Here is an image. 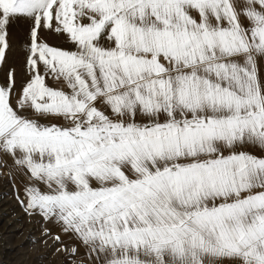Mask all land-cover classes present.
I'll return each mask as SVG.
<instances>
[{
  "label": "snow or ice",
  "instance_id": "snow-or-ice-1",
  "mask_svg": "<svg viewBox=\"0 0 264 264\" xmlns=\"http://www.w3.org/2000/svg\"><path fill=\"white\" fill-rule=\"evenodd\" d=\"M17 43L0 168L28 215L92 264H264V0H0V64Z\"/></svg>",
  "mask_w": 264,
  "mask_h": 264
},
{
  "label": "crops",
  "instance_id": "crops-1",
  "mask_svg": "<svg viewBox=\"0 0 264 264\" xmlns=\"http://www.w3.org/2000/svg\"><path fill=\"white\" fill-rule=\"evenodd\" d=\"M29 22L27 20L21 19L16 21L10 27V33L13 39L17 42L22 40L26 36L27 28ZM46 42H48L52 46H58L66 49H71V43L67 42L66 37L60 34H45ZM23 57L20 53V45L19 43L15 44L12 51L8 53L7 61L3 64H0V84H2L5 79L7 78V74L11 67H15L17 70V83L19 84V77L22 75V67L21 61ZM50 86H57L60 85H53L51 80H48ZM12 179L9 171L7 169L0 168V185L5 184L8 189L10 190L11 194V202H3L4 205L8 204L10 206L12 213L10 214L14 220L19 221H31L33 223L40 222V230L42 231L41 234L38 233L39 236H46L48 240V247L52 248V253L54 255V260H66L64 264H92V259L86 255V248L80 244L77 240L73 239L69 235H66L62 232L60 226L52 222H45L40 215L32 214L28 215L21 203L17 198V189L20 190L21 198L23 197V189L20 185V178L17 177L16 180L12 183L9 181ZM2 186V185H1ZM0 186V187H1ZM7 207V205H6ZM48 230V234H45V230ZM60 235L61 240L57 242L55 240V236ZM76 246L78 251L74 255L72 253L73 247Z\"/></svg>",
  "mask_w": 264,
  "mask_h": 264
},
{
  "label": "rangeland",
  "instance_id": "rangeland-1",
  "mask_svg": "<svg viewBox=\"0 0 264 264\" xmlns=\"http://www.w3.org/2000/svg\"><path fill=\"white\" fill-rule=\"evenodd\" d=\"M1 183V182H0ZM2 185V186H1ZM0 186V264H64L54 260L52 248L45 236H39L40 222L14 220L10 206L11 194L3 183ZM69 264V263H68Z\"/></svg>",
  "mask_w": 264,
  "mask_h": 264
}]
</instances>
